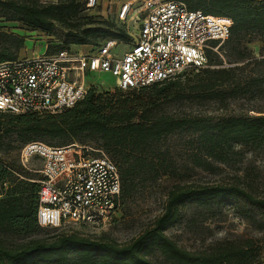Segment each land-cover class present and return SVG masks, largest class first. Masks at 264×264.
I'll list each match as a JSON object with an SVG mask.
<instances>
[{
  "label": "trees",
  "instance_id": "obj_1",
  "mask_svg": "<svg viewBox=\"0 0 264 264\" xmlns=\"http://www.w3.org/2000/svg\"><path fill=\"white\" fill-rule=\"evenodd\" d=\"M178 1L189 10L231 19L229 37L220 47V51L228 50L227 65L219 54L209 52L207 67L190 70L196 72L192 77L183 78L185 72L170 81L126 91L115 88L100 93L91 87L82 101L57 114L0 112V128L5 127L7 136L15 134L21 148L29 142H45L53 147L96 142L118 168L121 205L138 186L162 176H179L171 151L163 146L173 135H187L190 164L204 170H210L212 162L229 163L238 155L236 146L263 144L264 115L207 118L176 116L163 109L193 99L218 103L253 99L262 92L264 72L244 70L249 65L245 45L251 41L246 36L264 35V0ZM85 9V0L49 4L41 0H0V18L5 21L45 34H51L57 25L67 30L64 44L54 51L129 41L124 29L112 24L96 26L92 17L84 23L74 22ZM23 43L20 36L0 32V62L16 59ZM238 63L244 64L232 66ZM26 176L0 162V264H247V245L220 243L205 251H189L179 247L165 230L180 220V210L186 204L210 208L229 198H240L264 212V199L236 184H175L166 194L162 213L136 238L119 244L64 228L38 226L39 177L35 180ZM42 229L60 232L32 238Z\"/></svg>",
  "mask_w": 264,
  "mask_h": 264
},
{
  "label": "built area",
  "instance_id": "obj_2",
  "mask_svg": "<svg viewBox=\"0 0 264 264\" xmlns=\"http://www.w3.org/2000/svg\"><path fill=\"white\" fill-rule=\"evenodd\" d=\"M98 6L99 0H85L87 10ZM115 19L130 44L119 57L111 53L117 41H105L86 50L78 46L47 52L45 46L43 54L0 62V112L60 113L94 87L85 81L90 73H110L115 88L126 91L206 68L208 53L219 54L232 26L228 17L189 10L178 0L124 2ZM77 148L29 142L20 150L23 164L33 158L40 162L36 221L42 228L102 227L119 212L121 181L116 164L102 151L93 156Z\"/></svg>",
  "mask_w": 264,
  "mask_h": 264
},
{
  "label": "rangeland",
  "instance_id": "obj_3",
  "mask_svg": "<svg viewBox=\"0 0 264 264\" xmlns=\"http://www.w3.org/2000/svg\"><path fill=\"white\" fill-rule=\"evenodd\" d=\"M117 4L114 6L110 0H99L98 7L92 10L85 9L80 18L74 22L84 23L92 17L96 26L112 24L116 28L124 29L115 19ZM66 31L57 25L51 34H45L27 29L20 23L8 22L0 18V32L17 35L24 39L18 57L43 54L45 46H47V52L54 51L64 44ZM136 35L137 31H133V36ZM245 39L251 41L245 45L247 48L246 62L249 65L244 72L255 74L258 71L264 72V35L252 38L246 36ZM128 42H116L111 53L119 57L130 47ZM81 48L86 50L90 47L83 46ZM226 52L228 53L226 48L219 52L224 65H227L226 62H228ZM243 64L238 63L232 66H242ZM195 74L196 72L188 71L182 77H192ZM85 81L87 84L93 85L95 90L100 93L112 92L116 86L115 77L110 73H90ZM163 111L176 116L207 118L244 113L264 115V84L262 92L253 99L228 100L225 103L193 99L168 104ZM5 132V127H1L0 162L12 167L19 174L26 176L23 173H27L26 177H33L36 180L39 177L40 162L33 158L23 164L20 161L22 146L20 140L15 134L7 136ZM187 141V135L179 133L169 137L163 143V146L171 151L174 165L180 173L178 177L162 176L151 183L138 186L134 193L123 202L119 212L108 225L102 227L69 225L64 227V230L76 232L92 239L110 240L119 244L128 243L140 235L162 213L166 194L175 184H236L256 198L264 199V143L247 147L236 146L238 155L233 160L227 164L212 162V168L204 170L191 166L187 157L189 153ZM75 144L78 147L76 151L83 152L87 149L88 153L93 156L102 151L107 156L96 142ZM84 147L85 150H82ZM180 211V220L165 230V234L179 247L189 251H205L220 243L244 244L249 249L247 264H264V212L258 211L240 198H229L210 208L186 204ZM59 232V230L42 229L32 238H47ZM156 260L160 261V259L153 258V261Z\"/></svg>",
  "mask_w": 264,
  "mask_h": 264
},
{
  "label": "crops",
  "instance_id": "obj_4",
  "mask_svg": "<svg viewBox=\"0 0 264 264\" xmlns=\"http://www.w3.org/2000/svg\"><path fill=\"white\" fill-rule=\"evenodd\" d=\"M128 1H131V0H110V2L113 3L114 6H115L117 3H119V4H117V10L115 11V16H116V14H117V11H118L119 6H120L122 3H124V2H128ZM115 2H117V3H115ZM112 7H113V6H112Z\"/></svg>",
  "mask_w": 264,
  "mask_h": 264
}]
</instances>
